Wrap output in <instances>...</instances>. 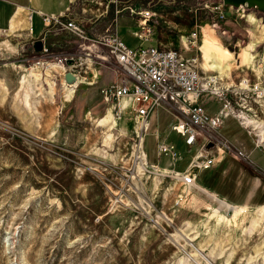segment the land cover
I'll list each match as a JSON object with an SVG mask.
<instances>
[{
	"label": "rangeland",
	"instance_id": "rangeland-1",
	"mask_svg": "<svg viewBox=\"0 0 264 264\" xmlns=\"http://www.w3.org/2000/svg\"><path fill=\"white\" fill-rule=\"evenodd\" d=\"M104 1L107 9L120 10L118 17L129 16L137 24L140 10L154 11L156 19L147 23L154 35L163 42L180 41L181 47V36L193 29L199 32V20H208L211 35L203 41L214 48L210 54L215 61V54L223 59L217 49L236 48V56L242 51L229 67L202 72L217 75L226 89L223 101L208 109L229 103L224 112L237 117L244 111L264 120L249 109L254 106L251 96L239 84L264 71L263 13L223 5L222 0ZM203 15L208 18H200ZM50 28L57 33L54 40L71 48L52 50L46 45L47 52H36L33 43L42 38L0 32V264H264V211L257 208L264 204L248 207L235 219L225 215L221 197L195 178L184 180L178 158L157 156L156 139H164L154 131L174 121L171 112L159 110L162 114L142 130L129 106L119 109L115 100L102 95L104 87L125 77L115 60L105 52L104 62L67 65L66 59L77 55V39ZM119 32L127 43L133 40L127 28ZM201 38L199 34L197 46ZM149 44L156 42L144 46ZM247 48L254 55L251 64L244 60ZM197 51L181 55H196V67L202 69L200 64L209 57ZM65 71L79 76L74 86L65 85ZM202 95L206 104L213 99ZM247 129L264 151L258 128ZM216 130L211 139L198 136L204 141L195 146L200 148L195 153L173 135L187 175L193 174L187 165L193 153L213 158L203 151L206 142L225 151L222 143L217 145Z\"/></svg>",
	"mask_w": 264,
	"mask_h": 264
},
{
	"label": "built area",
	"instance_id": "built-area-1",
	"mask_svg": "<svg viewBox=\"0 0 264 264\" xmlns=\"http://www.w3.org/2000/svg\"><path fill=\"white\" fill-rule=\"evenodd\" d=\"M139 15L145 21V26L146 21L157 16L154 11L148 9L140 10ZM41 16L44 25L56 30H65L76 37L77 55L72 57L73 63L76 61L75 64H82L85 59L104 62L107 60L105 52L115 60L125 77L104 87L101 91L102 95L106 101L115 100L119 109L129 106L138 118L142 130L149 127L159 110L165 109L174 116V121L168 125V130L183 138L189 149L196 146L200 135L212 138V132L221 122L218 115L209 114L204 104L190 105L183 100L185 94L200 96L201 93L206 92L215 101H223L226 91L221 88L220 78L217 75L203 74L202 76L203 69L196 67V55L190 57L181 55V52L191 51L196 46L199 35L197 29L181 36L182 50L162 49L151 44L130 48L114 33L96 37L89 35L80 22L68 19L63 14L42 13ZM150 32V28L147 27L143 33L138 34V37L146 39ZM43 51L47 52L48 49L43 47ZM239 84L244 87L241 90L247 91L251 96L254 106L250 105L249 109H252L254 116L264 115V71L260 76H255L254 80L249 77L242 78ZM229 105V103L223 105L224 117L233 114L224 112ZM208 143L209 141L206 142L203 151H208L207 147H211ZM222 145L224 149L228 146L227 142ZM255 145L259 146L258 139ZM137 147L145 156L140 142ZM156 151L159 157L167 154H170L173 160L179 157V152L175 150L174 145L164 140H157ZM197 152H200V148ZM197 154L188 164L193 174L183 176L186 182H193L195 173L205 171L215 163L210 156L202 155L198 158ZM136 156L139 157L138 154Z\"/></svg>",
	"mask_w": 264,
	"mask_h": 264
},
{
	"label": "crops",
	"instance_id": "crops-1",
	"mask_svg": "<svg viewBox=\"0 0 264 264\" xmlns=\"http://www.w3.org/2000/svg\"><path fill=\"white\" fill-rule=\"evenodd\" d=\"M106 6L107 2L104 0H0V32H25L29 38L35 36L42 38L40 40H42L43 47L45 48H47L46 45H48L52 50L68 49L71 48L70 44L68 46L67 43L54 40V35L57 33L54 32L53 29L46 28L44 26L41 16L42 13L49 15L63 14L68 19H74L77 22H80L85 27L89 35L96 37L99 35L114 33L130 48H136L140 45H144L145 43L155 44L156 42L155 45L162 48L183 49L180 41L176 44L173 42H163L158 38V34L154 35L155 33L153 32L152 27L148 26L147 23L155 20L156 17L146 21L145 26V21H143L142 18L140 19L139 24H137L138 21L129 16L123 15L118 17L117 14L120 10H118V13H115L111 9H107ZM199 21L202 22L199 24V34L202 38L198 46L196 45V49L184 52L194 54L198 52L197 50H199V53L203 58L204 55L209 57L208 60L204 59L206 62H202L203 64H200L203 67V72L209 73L210 71H216L219 69H207L204 66L205 63L216 61L210 54L214 48L205 44L207 40H205V43L203 41V38L207 34L209 36L211 35L208 30V20L200 19ZM120 27L127 28V33H129L128 37L133 40H130L127 43L124 40L125 34L120 35ZM129 27H136L137 29H129ZM147 27L150 28L151 32L146 39H140L138 34L143 33ZM76 41L78 42V40ZM219 44L221 45V48H225L223 43ZM225 49L228 50L227 54H224L223 51H221L222 49H217V51L218 54L223 57V67H225V65L229 67L237 56L241 58L242 51L238 52L236 56L235 52L229 50L227 46ZM207 50H210L209 53ZM240 66L245 65L240 64ZM241 69L244 68L242 67ZM204 97L205 95L190 97L185 94L183 95V100L185 103L190 105L204 104L209 114L218 115L221 122L216 130L215 139L217 141V145L218 143L221 144L226 141L228 146L225 148V151L219 152L211 145L212 148L211 150H208V152L213 154L215 163L208 170L197 174L195 177L196 182L198 183L200 181V185L223 198L227 202H230L232 205L245 207L263 205L264 152L260 147L255 145V140L251 131H249L247 127H244L240 119L238 121L237 117L233 114L224 117V113L222 111L223 106L215 108V110H213V108L209 110L208 106L213 104L215 100L212 99L210 103L206 104ZM159 113L160 111L155 117L162 114V112L160 114ZM155 117L151 121V124L154 120H156ZM168 125L165 130L159 129V131L158 129H155L154 133L162 135L161 137L165 142L169 144L172 143L176 147L173 135H176L178 139L183 142L184 140L177 133L170 132L168 130ZM156 140H158V138ZM200 141H204V137L200 140L197 139L196 146L199 147L198 143ZM196 148L197 147L191 148L195 149L194 153L197 151ZM176 151L179 152L177 167L179 168L180 166L182 167L181 169H183V167L186 169V164L181 166L179 163V159L181 157L180 151L178 149H176ZM166 156L168 158L169 155H165L164 157ZM164 157H162L164 160L162 158L160 159L162 162L165 161ZM169 158L167 160H169ZM167 164L170 165L169 162ZM185 169L184 173L188 174L185 172Z\"/></svg>",
	"mask_w": 264,
	"mask_h": 264
},
{
	"label": "bare ground",
	"instance_id": "bare-ground-1",
	"mask_svg": "<svg viewBox=\"0 0 264 264\" xmlns=\"http://www.w3.org/2000/svg\"><path fill=\"white\" fill-rule=\"evenodd\" d=\"M256 20V19H255ZM197 45V44H196ZM43 49V47H42ZM224 54H227L228 51L225 50L223 52ZM217 54H215V58L217 63L216 64H212L210 67H205L207 69H217L220 68L223 65V59L220 57L216 56ZM206 58V57H205ZM74 60V58H72ZM244 60L247 64H251L254 60V55L252 54V48H247L244 52ZM85 62L90 63L91 61L89 59H85ZM215 63V62H214ZM206 64V63H205ZM52 65V64H50ZM90 65V64H89ZM54 66V64H53ZM52 66V67H53ZM57 66V65H56ZM75 75L77 76V80H78V75L75 73ZM203 94V93H201ZM190 97H195L196 95L194 94H186ZM233 108V107H232ZM232 110V109H231ZM237 110V109H236ZM111 111V110H110ZM225 111V109H224ZM243 111V110H242ZM233 112V111H232ZM226 113V112H225ZM108 115V114H107ZM237 117L240 119V121L243 123V125H245L246 127L251 126L253 128H258V131L260 132V134H262V138L264 139V120H257L255 117L250 116L249 114L243 112H240L237 114ZM110 119V118H109ZM112 119V118H111ZM105 121V120H104ZM106 122V121H105ZM260 137V136H259ZM263 141V140H262ZM195 183V182H194ZM221 205H224L227 208V212H225L224 214L229 216V217H233L234 219L238 217L239 213L243 210L248 209V207L245 206H236V205H232L229 204L228 202H226V200L222 199L220 200ZM212 207V206H211ZM260 208L261 210L264 211V206L262 207H257ZM214 210L216 211V213L219 211V208H215ZM232 218V219H233Z\"/></svg>",
	"mask_w": 264,
	"mask_h": 264
},
{
	"label": "water",
	"instance_id": "water-1",
	"mask_svg": "<svg viewBox=\"0 0 264 264\" xmlns=\"http://www.w3.org/2000/svg\"><path fill=\"white\" fill-rule=\"evenodd\" d=\"M223 5H229L233 7H246L247 9H256L264 14V0H222ZM215 26V25H214ZM43 47L42 40H35L33 43L34 51H41ZM67 65L73 64V59H66ZM63 80L66 86H74L77 83L76 75L72 71H65L63 74Z\"/></svg>",
	"mask_w": 264,
	"mask_h": 264
},
{
	"label": "trees",
	"instance_id": "trees-1",
	"mask_svg": "<svg viewBox=\"0 0 264 264\" xmlns=\"http://www.w3.org/2000/svg\"><path fill=\"white\" fill-rule=\"evenodd\" d=\"M200 18H204V19H206V18H208V16H205V17H204V15H203V16H201ZM215 22H216V21H213L212 24H214L215 26H217V23H215ZM221 33H222V34H229V31H228V30H225V29H222V30H221ZM231 34H232V33H231ZM233 34H234V33H233ZM228 48H229V47H228ZM229 50L234 51V52L236 53V48H233V47L231 48V47H230ZM81 102H82V101H80L79 103H81Z\"/></svg>",
	"mask_w": 264,
	"mask_h": 264
}]
</instances>
